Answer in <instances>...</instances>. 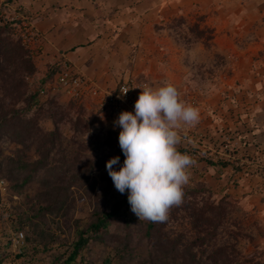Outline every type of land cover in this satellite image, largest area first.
Instances as JSON below:
<instances>
[{
    "label": "trees",
    "instance_id": "trees-1",
    "mask_svg": "<svg viewBox=\"0 0 264 264\" xmlns=\"http://www.w3.org/2000/svg\"><path fill=\"white\" fill-rule=\"evenodd\" d=\"M25 17L24 8L0 4V179L16 194L34 188L13 226L23 233L26 246L16 254L18 264H94L92 252L98 245L103 255L113 253L103 256L104 264H264L257 249L245 253L238 246L241 239L256 243L250 224L244 222L246 215L228 195L209 198L204 185L187 184L183 203L170 210L168 220L151 222L139 221L131 211L128 193L110 194L111 182L98 187V178L105 179L110 150L120 147L119 134L100 123V109H88L84 99L49 92L40 97L60 66L53 63L41 72L35 65L23 42L20 26ZM171 21L174 28L185 22L181 16ZM187 29L189 34L181 33L185 38L210 45L212 28L194 22ZM5 141L11 145L7 155ZM194 149L178 145L177 150L193 157ZM194 159L216 169L232 165L223 159ZM83 199L91 212L86 218L75 217ZM177 223L180 229H175ZM253 224L262 234L258 222ZM63 239L64 252L52 254ZM39 251L47 256L32 263ZM3 259L0 255V262Z\"/></svg>",
    "mask_w": 264,
    "mask_h": 264
},
{
    "label": "rangeland",
    "instance_id": "rangeland-1",
    "mask_svg": "<svg viewBox=\"0 0 264 264\" xmlns=\"http://www.w3.org/2000/svg\"><path fill=\"white\" fill-rule=\"evenodd\" d=\"M171 11L166 13L169 15L167 21L162 19L163 23L157 25V32L165 33V42L159 43L161 50L155 47H142V50L153 52L151 56L175 72V80L180 82L176 86L182 98L199 110V123L181 132L179 145L195 148L194 158L223 159L240 167L238 171H234L232 165L216 169L196 160L190 169L188 185H204L208 188L205 196L209 198L228 195L236 200L240 213L246 215L244 222L250 224L256 243L254 246L241 239L238 246L245 253L257 249L264 259V0H172ZM180 16L185 22L178 28L170 27L172 18ZM194 22L212 28L209 46L181 34H189L188 25ZM151 66H154L153 61ZM158 68L155 67V77L138 80H145L153 87L162 86L165 79L157 78L162 72ZM84 101L88 109L89 105H94L86 98ZM97 118L120 133V127L114 126L116 118L109 110L105 114L99 113ZM46 127H50V123H46ZM65 134L69 135L67 128ZM10 147L6 141L2 143L4 155L9 154ZM114 156L120 158V165H114V169L119 170L125 156L116 145L110 150L109 159ZM103 172L105 179L98 178V171L93 173L98 178V187L111 182L110 194L121 196L127 193L116 190L106 167ZM33 191L34 188L30 187L16 194L7 180L0 183V196H3L0 204V255L4 258L0 264L21 261L15 258L20 251L12 246L10 237L16 232L13 226L17 211L26 208L25 196ZM78 202L74 216L86 218L91 208L86 199ZM254 221L258 222L262 234ZM174 227L180 229L182 224L177 223ZM61 242L62 245L51 249L52 254L64 252L67 242L64 239ZM100 248L98 245L92 252L94 264H104L103 256L112 253L107 250L103 255ZM46 256L47 253L36 252L31 257L32 263H40Z\"/></svg>",
    "mask_w": 264,
    "mask_h": 264
},
{
    "label": "crops",
    "instance_id": "crops-1",
    "mask_svg": "<svg viewBox=\"0 0 264 264\" xmlns=\"http://www.w3.org/2000/svg\"><path fill=\"white\" fill-rule=\"evenodd\" d=\"M0 4L28 12L22 23L32 32L31 52L41 72L65 60L100 89L112 90L127 77H155L159 66L157 78L180 84L169 66L142 50H161L165 33L157 32V25L167 21L172 0H0ZM86 99L99 108L94 99ZM99 109L101 114L109 110Z\"/></svg>",
    "mask_w": 264,
    "mask_h": 264
},
{
    "label": "clouds",
    "instance_id": "clouds-1",
    "mask_svg": "<svg viewBox=\"0 0 264 264\" xmlns=\"http://www.w3.org/2000/svg\"><path fill=\"white\" fill-rule=\"evenodd\" d=\"M141 89L134 113L122 111L114 121L121 129L118 139L124 163L115 170L120 158L114 156L106 169L116 190L121 194L127 191L131 211L139 221L166 222L170 210L183 203L184 187L196 163L189 154L177 150L181 132L195 127L200 115L172 82L165 81L159 87L146 84ZM18 233L23 236L21 231L14 235ZM23 246L24 236L22 245L14 248L21 252Z\"/></svg>",
    "mask_w": 264,
    "mask_h": 264
},
{
    "label": "built area",
    "instance_id": "built-area-1",
    "mask_svg": "<svg viewBox=\"0 0 264 264\" xmlns=\"http://www.w3.org/2000/svg\"><path fill=\"white\" fill-rule=\"evenodd\" d=\"M20 27L24 29L22 31L24 44L32 50V32L24 23ZM59 66L58 71L54 74L52 81L47 84L46 89L40 90V97H44L47 92L51 94L62 93L76 99L90 97L95 100L99 108H108L116 119L122 111H133L134 113V104L142 91L141 88L146 84L149 85L145 80L127 77L122 79L120 84L112 90H102L95 83L75 72L68 61L63 60ZM126 89H128L127 93H123ZM0 183L4 184V181L1 180ZM12 242L14 247L22 245V234L14 235Z\"/></svg>",
    "mask_w": 264,
    "mask_h": 264
}]
</instances>
